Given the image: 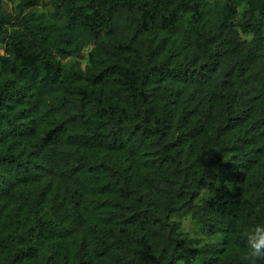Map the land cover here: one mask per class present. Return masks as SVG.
<instances>
[{"label": "trees", "instance_id": "obj_1", "mask_svg": "<svg viewBox=\"0 0 264 264\" xmlns=\"http://www.w3.org/2000/svg\"><path fill=\"white\" fill-rule=\"evenodd\" d=\"M17 2L0 0V264H242L264 225V0ZM180 212L221 242L188 251Z\"/></svg>", "mask_w": 264, "mask_h": 264}, {"label": "rangeland", "instance_id": "obj_2", "mask_svg": "<svg viewBox=\"0 0 264 264\" xmlns=\"http://www.w3.org/2000/svg\"><path fill=\"white\" fill-rule=\"evenodd\" d=\"M43 2H47L49 0H42ZM17 0H11L10 2H7L6 0H3L2 3V10L5 13H11L14 11L15 6L17 5ZM247 9L246 5H242L239 8V18L243 14V12ZM35 12L45 15L46 17H50L52 14V9L50 8H44V7H37L34 9ZM161 37L158 33H149L142 36H139L135 40V44L141 47H148L150 43L153 40L158 39ZM244 39H249L250 37L242 36ZM88 50H85V53H87ZM86 58V57H85ZM87 64V58L83 60V67H85ZM92 202L97 203L102 201V198L98 197H92L90 199ZM172 220L178 223L179 225V232L183 234V237L185 238L186 242V249L188 251H193L197 249L198 247L210 244V243H219L221 242V237L219 235L215 236H207L205 235L199 225L191 218V216L187 213H177L173 215ZM72 242H74L77 246L81 244L82 238L80 236H76L73 239H71ZM43 258L47 257L48 252L43 251ZM25 264H34V262H26ZM180 264H182L180 262ZM192 264H202L197 259H193Z\"/></svg>", "mask_w": 264, "mask_h": 264}, {"label": "clouds", "instance_id": "obj_3", "mask_svg": "<svg viewBox=\"0 0 264 264\" xmlns=\"http://www.w3.org/2000/svg\"><path fill=\"white\" fill-rule=\"evenodd\" d=\"M242 264H264V225L245 227L241 233Z\"/></svg>", "mask_w": 264, "mask_h": 264}]
</instances>
